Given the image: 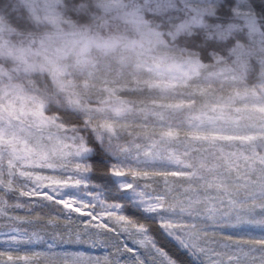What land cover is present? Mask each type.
Wrapping results in <instances>:
<instances>
[{
    "label": "snow or ice",
    "instance_id": "obj_1",
    "mask_svg": "<svg viewBox=\"0 0 264 264\" xmlns=\"http://www.w3.org/2000/svg\"><path fill=\"white\" fill-rule=\"evenodd\" d=\"M101 87L71 170L0 155V264H264V84L200 106L190 128L171 118L196 103L171 95L175 81L117 74ZM238 102L250 135L228 127ZM182 136L206 148L177 153ZM238 139L247 155L228 150Z\"/></svg>",
    "mask_w": 264,
    "mask_h": 264
},
{
    "label": "clouds",
    "instance_id": "obj_2",
    "mask_svg": "<svg viewBox=\"0 0 264 264\" xmlns=\"http://www.w3.org/2000/svg\"><path fill=\"white\" fill-rule=\"evenodd\" d=\"M117 74L130 85L175 81L199 106L233 87L259 91L264 8L256 0H0V155L73 162L80 137H95L90 113L103 102L101 86ZM37 108L53 122L39 126Z\"/></svg>",
    "mask_w": 264,
    "mask_h": 264
},
{
    "label": "rangeland",
    "instance_id": "obj_3",
    "mask_svg": "<svg viewBox=\"0 0 264 264\" xmlns=\"http://www.w3.org/2000/svg\"><path fill=\"white\" fill-rule=\"evenodd\" d=\"M230 2V1H229ZM235 2V0H234ZM155 94L159 93L158 89L152 91ZM171 95L180 98H188L189 95L184 92L183 89L176 88ZM200 108L199 105L186 106L183 111H177L171 114V118L175 121L182 123L185 127L190 128L189 120L192 117V114ZM237 108L239 111L233 113V119L229 121L228 127L235 133L236 136L250 135V129L256 123V121L251 117V114L245 109L244 104L238 102ZM249 145L244 140H235L228 150L237 152L241 156L247 155L249 152ZM172 148L177 153H189V154H198L203 149L206 148V145L198 142L191 136L180 137L179 140L172 145ZM241 165L245 163L243 159L240 161ZM58 167L64 168L66 170H71L72 162H65L58 165ZM101 191H103L101 189Z\"/></svg>",
    "mask_w": 264,
    "mask_h": 264
},
{
    "label": "trees",
    "instance_id": "obj_4",
    "mask_svg": "<svg viewBox=\"0 0 264 264\" xmlns=\"http://www.w3.org/2000/svg\"><path fill=\"white\" fill-rule=\"evenodd\" d=\"M229 1H230V2H229L230 4H231V3H234V0H229Z\"/></svg>",
    "mask_w": 264,
    "mask_h": 264
}]
</instances>
